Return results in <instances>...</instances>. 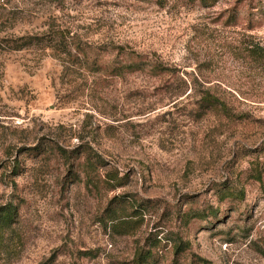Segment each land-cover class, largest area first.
Returning <instances> with one entry per match:
<instances>
[{"label": "rangeland", "instance_id": "1", "mask_svg": "<svg viewBox=\"0 0 264 264\" xmlns=\"http://www.w3.org/2000/svg\"><path fill=\"white\" fill-rule=\"evenodd\" d=\"M32 36L0 42V264H264V0H0Z\"/></svg>", "mask_w": 264, "mask_h": 264}, {"label": "trees", "instance_id": "2", "mask_svg": "<svg viewBox=\"0 0 264 264\" xmlns=\"http://www.w3.org/2000/svg\"><path fill=\"white\" fill-rule=\"evenodd\" d=\"M203 2L206 3V1H212V3L215 0H202ZM0 42H5L6 45L3 46L4 48L2 49H7V50H20L22 48H26L32 45H38L40 42V39L37 36H32V37H26V38H22L21 42L18 43L17 40H9V41H4L3 39ZM61 44V42H56L55 46H50L51 48L55 47L57 48L59 45ZM245 52L247 54H249V56H255V58L257 59V62L259 65H261L262 67H264V44H259V43H249L247 44V46H245L244 48ZM131 53V61L127 64V65H123V66H119V70L122 71L124 69H127L130 72H134V71H139L144 69L145 67V63L139 59L140 57L137 54H133ZM155 70H163L164 68L162 66L156 65L154 66ZM201 100L206 103L208 107H218L221 111L226 112V113H231V110L228 106H226V104L219 99L215 94L211 93L210 90H205L203 92V96L201 97ZM63 151V150H62ZM62 153H65L64 151ZM84 154H82V157L84 158L85 162H88L89 165H93V163H97L99 161H101V157L93 152L91 153L89 152H83ZM79 157V155L77 156ZM94 158V159H93ZM110 188L115 187L116 184H109ZM5 212L0 213V229L5 227L9 221H11V215H12V211L10 207H7L4 209ZM185 249V243H179L175 246L174 248V253L177 255L179 253H181L183 250ZM146 255L144 256H139L138 258H136L134 264H143L147 261L148 258H150L152 256V254L147 251L145 252Z\"/></svg>", "mask_w": 264, "mask_h": 264}]
</instances>
